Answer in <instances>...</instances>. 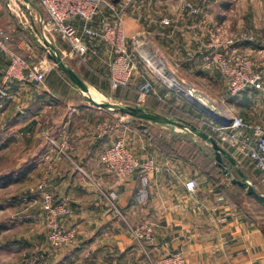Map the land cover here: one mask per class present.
Here are the masks:
<instances>
[{
    "label": "crops",
    "instance_id": "1",
    "mask_svg": "<svg viewBox=\"0 0 264 264\" xmlns=\"http://www.w3.org/2000/svg\"><path fill=\"white\" fill-rule=\"evenodd\" d=\"M172 2L176 5H172ZM180 2L138 0L125 21L126 31L132 35L149 28L155 37L165 38L168 44L166 52L173 59L182 61L188 68H196L206 51L205 42L208 39H201L202 33L200 35L199 31L203 23L191 18L186 11L178 12ZM162 9L166 12L160 15ZM163 17L171 20L169 26L161 24ZM10 48L18 55L32 60L36 58L30 43L23 39L13 40ZM91 61L93 67L102 71L105 77L107 71L103 58ZM7 66V53L0 48V87L7 94L1 114L7 115L12 107L16 111L25 110L21 112V119L11 124V129L16 132L33 130L34 136L40 131L48 142L47 148L33 163L31 173L36 177L33 189H36L39 197L42 190L49 192L54 204L66 203L72 214L63 219V226L76 230L73 244L53 247L47 240V229L40 210L35 218L42 227L37 223L38 230L28 241L41 243L40 259L43 264H155L158 259L178 252L183 253L185 264H264L262 215L251 208L228 203L225 191L229 188L223 189L221 170L205 148L198 146L199 150L194 151L207 160L206 169L200 170L198 166L191 165L188 157L166 155L148 148L139 131L130 140L131 144L126 141L134 150L144 149L156 164L155 172L148 175L149 200L145 205L138 206L133 200L139 183L137 174L128 177L108 174L103 172L100 162L105 148L127 136V126L131 122L109 111L82 104L77 88L55 68L47 72L42 83L26 84L16 79L4 81ZM205 73L212 74L211 71ZM144 79H149L156 90L164 91L162 84L154 80L141 65L127 87L131 88L133 95L130 100L135 105L138 104V87ZM212 79L213 85L223 89V97L226 94L224 80L220 75L212 76ZM104 80L91 76L90 84L98 88H103L104 83L109 86ZM143 106L161 112L153 97H148ZM227 106L232 115L264 125L263 93L247 90L229 98ZM53 119H57V133L50 136L43 127ZM49 139L57 144L65 139L67 155L54 161L50 169L49 161L44 160V154L50 149ZM30 148L35 149V145ZM224 148L240 165L246 162L245 158H238L234 148ZM190 178H194L198 184L193 193L184 188V182ZM232 187L242 190L237 185ZM110 192L117 194L114 206L108 201ZM139 223L150 225L154 233L151 242H138L132 237L128 226ZM13 242L14 247L19 243L18 240Z\"/></svg>",
    "mask_w": 264,
    "mask_h": 264
},
{
    "label": "built area",
    "instance_id": "2",
    "mask_svg": "<svg viewBox=\"0 0 264 264\" xmlns=\"http://www.w3.org/2000/svg\"><path fill=\"white\" fill-rule=\"evenodd\" d=\"M37 1L43 13L39 22L44 37L52 44L59 39L67 46V50L59 49L54 44L62 58L75 57L88 65L91 59L102 57L107 71L105 79L110 89L129 86L142 65L162 84L164 91L156 90L149 79H144L138 87L137 105H143L148 97H153L162 105L185 113L183 107L185 102H188L187 98L196 100L193 95H201L205 98V105L215 107L203 91L178 77V61L168 65L166 60L160 57L161 63H154V60L159 58L148 48L151 35L149 31L127 34L125 21L138 0ZM183 11L195 16L199 9L190 0H181L178 12ZM161 24L169 26L171 20L163 17ZM217 31L207 30L209 42L205 46L206 51L201 55V62L204 69L216 70L224 80L226 94L223 95L222 102L225 103L229 98L250 89L264 94V76L253 69L245 56L229 51V45L223 49ZM9 40L10 36L0 29V48L8 56V66L3 74L4 81L16 79L26 84L42 82L53 65L44 58L32 67L29 66L23 57L6 46ZM6 96V92L0 87V97ZM227 113L226 118L230 119L228 126L202 118L199 119V126H204L206 133L213 136L222 147L227 145L234 148V153L249 159L264 179V125L247 122L240 116L232 115L229 108ZM49 143L50 149L44 154V160L49 161L50 169L54 161L67 155L65 139L60 144L49 139ZM100 162L103 172L108 174L120 177L137 174L139 183L133 200L138 206L148 202V175L156 170L152 156L139 157L125 139L120 138L103 150ZM197 186L194 178L184 182L185 190L190 193L195 192ZM40 194V209L47 229L48 242L53 247L73 244L76 230L63 226V219L69 217L72 210L66 203L54 204L49 192L42 190ZM116 198L117 194L109 193L108 201L111 206H114ZM128 230L138 242H151L153 239V230L147 223L128 226ZM38 259L41 261L40 257ZM155 264H185V257L182 252H178L158 259Z\"/></svg>",
    "mask_w": 264,
    "mask_h": 264
},
{
    "label": "rangeland",
    "instance_id": "3",
    "mask_svg": "<svg viewBox=\"0 0 264 264\" xmlns=\"http://www.w3.org/2000/svg\"><path fill=\"white\" fill-rule=\"evenodd\" d=\"M190 1L199 9L197 15L190 17L195 18L197 22H201L204 25L201 31H199L200 35L202 33L201 39H208L209 42L207 30H218L217 32L220 42L222 43V48L224 49L229 45V51H234L236 54L245 56L251 62L253 69L264 76V68H261L264 67V0ZM30 2L36 4L35 0H30ZM30 2L28 3L25 0H0V29L7 32L11 36L12 41L22 39L25 41L29 40L36 57L44 59L46 58V54L36 47L42 46L36 38V32L41 28L39 12ZM171 4H174V6L176 5L175 2ZM36 5L38 6V4ZM159 12H161L160 15H162L166 10L162 9ZM145 31H149L151 34L148 48L153 51L154 55L159 59L160 57L165 59L168 65L170 62L178 61L180 63V69L177 73V75H179L178 77L184 80L185 83H190L203 91L225 118L227 116L226 114H228V106L227 102H222L221 94L224 91L218 85H213L211 83V80H213L212 76L219 77L220 74L216 70L205 71V69L201 68V61L197 64L198 67L196 66V68L186 67L182 64V61L173 59L172 56L166 52L168 44L165 38L160 39L155 37L149 28L145 29ZM208 42L205 43L207 44ZM54 44L59 49H63V45H65L59 39L56 40ZM65 49L67 50V46ZM254 54H256L255 57L253 56ZM63 59L74 71L82 75L81 79L87 83L90 88L94 89L95 96L97 95L96 91L103 95V100L101 102L130 105L125 102L127 99L132 98L131 88L112 90L106 83H104V87L107 88H98L90 84L91 76L105 82L103 72L93 67L92 61H89V64L85 65L79 59L73 57L67 56L63 57ZM48 61L53 65L50 60ZM53 68H55L54 65ZM144 70L153 76L148 69L144 68ZM208 71H211L212 74H210L212 76L205 73ZM154 80L156 79L154 78ZM76 90L81 96L82 104L88 105L89 103L84 95H82L78 89ZM5 99V97H0V144H4L7 141L10 142L6 148L0 150V178L6 180L10 184L0 189V222L5 223L8 228L11 229L0 232V264H43V261L38 259L41 256L40 254H42L41 243L39 244L35 241L32 243L28 241V239H33L32 235L36 234L38 230L37 223L42 227V224L35 218L38 217L41 209L40 197L36 189H33L36 177H34L31 172L33 171L34 165L33 163L26 165L21 164L22 158H27L28 156L27 154L25 155L24 152L32 145L37 146V140L35 139L33 130H18L16 132L11 129L10 123L20 117L22 115L21 112L25 110L16 111V109L12 107L7 115H2L1 112L5 106ZM184 105L183 109L186 110L184 113V120L190 122L200 130L207 132L204 126H199V119H206L200 112L201 109L191 102H185ZM186 113L189 114L187 115ZM117 116L131 122L130 117L125 115ZM139 124H146V127L143 130H139ZM127 127L129 129L126 135L131 139L127 136L124 139L130 144L133 136L141 132V137L146 141V146L148 148L159 151L157 149L158 145L162 144V146L167 147V149L173 150L174 155H181L182 157L191 159V165L195 167L198 166L200 170L206 169L207 160H204L201 153H194L195 150H199L198 146L205 148L204 150L208 152L210 158L214 159L211 146L202 139L190 134L187 130L169 125L161 126L151 124L141 120H137L134 123L131 122ZM148 134L150 136H148ZM129 146L132 147V145ZM226 146L227 145L224 147ZM134 151L139 157L149 155L145 154L146 152H144V149H137ZM238 158L241 159L240 156ZM245 159L246 162H243L244 164L242 163L243 166L239 164L240 169L247 175L248 181L256 187L258 193L264 196V179L261 173L257 171L249 159ZM229 168L231 177L238 178L235 170L231 167ZM220 173L222 175H220V182L222 187H224L223 189H225V187L229 188L225 191L228 203L240 208H251L256 214L262 215L263 218H261V220L264 222V206L258 203L253 197L246 195L244 190H241V192L239 189L233 188L230 179L223 175L221 171ZM215 186L216 188L218 187L217 181ZM31 189L33 191H31ZM37 191L39 192L40 189L38 188ZM32 220H34V222H32ZM17 240L19 243L14 247V242L11 243V241L16 242Z\"/></svg>",
    "mask_w": 264,
    "mask_h": 264
},
{
    "label": "water",
    "instance_id": "4",
    "mask_svg": "<svg viewBox=\"0 0 264 264\" xmlns=\"http://www.w3.org/2000/svg\"><path fill=\"white\" fill-rule=\"evenodd\" d=\"M26 2H30V0H25ZM39 12V17L43 18L42 10L35 4L30 2ZM36 38L41 43L45 53L46 58L50 60L54 67L62 72L67 79L80 91L82 95H84L85 99L89 103V106L96 107L98 109H102L109 112H115L121 115H125L130 117L133 120H141L145 122H149L151 124L162 125V126H174L179 129L187 130L190 134L202 139L206 143H208L213 150L214 161L221 169L223 175L230 179V183L233 185L239 186L242 190L246 192L247 195L252 196L258 203L264 206V196L258 193L256 187L248 181V177L246 174L242 172L239 167V163L232 156V154L227 151L224 147H222L216 139L209 135L208 133L200 130L198 127L194 126L190 122L186 120H175L169 118L165 115L152 112L143 105H125L118 104L112 102H96L92 98L88 96L89 94V86L85 83L81 77L69 66L66 64L62 56L59 54L57 48L49 42L43 35L42 29L40 28L36 32ZM188 102L195 104L197 107L201 109V113L208 119L215 121L218 124L223 126H228L230 123V119L224 118L223 115L219 112V110L215 107H210L205 104H201L198 101L187 98ZM143 126L140 125L139 129H142ZM233 168L238 175V178L231 177L230 168Z\"/></svg>",
    "mask_w": 264,
    "mask_h": 264
},
{
    "label": "trees",
    "instance_id": "5",
    "mask_svg": "<svg viewBox=\"0 0 264 264\" xmlns=\"http://www.w3.org/2000/svg\"><path fill=\"white\" fill-rule=\"evenodd\" d=\"M35 2H36V4H38V1L37 0H35ZM39 5V4H38ZM6 34H8L7 32H6ZM9 35V34H8ZM10 36V35H9ZM27 38V37H26ZM25 38V39H26ZM28 42H29V40H28ZM30 43V42H29ZM11 44H12V40H11V36H10V40L9 41H7L6 42V46L9 48V49H11L10 47H11ZM64 46V48H66V46L65 45H63ZM38 49H41V51L44 53V54H46L45 53V51H44V49H43V47L41 46H36ZM21 57H23L26 61H27V63H28V65L29 66H33V65H35V64H37V63H39V61L41 60L40 58H35V59H31L30 57H27V56H23L22 54H19ZM73 58H75V57H73ZM77 59V58H76ZM55 70H57L56 68H55ZM67 81H69L68 79H67V77L62 73V72H60L59 70H57ZM80 76V75H79ZM81 77V76H80ZM82 78V77H81ZM70 82V81H69ZM40 83H42V82H40ZM39 83V84H40ZM128 86H126V87H120V88H118V89H116V90H119V89H124V88H127ZM133 95V94H132ZM154 99V98H153ZM155 100V99H154ZM155 102H157V104L161 107V112H159V114H162V115H165V116H167V117H169V118H172V119H175V120H184L185 118H184V112H182V111H180V110H178V109H175V108H170V107H168V106H165V105H162L161 103H159L158 101H156L155 100ZM125 103H127V104H130L131 106H133V105H135V104H133L132 103V100H130V98L129 99H127L126 100V102ZM96 108V107H95ZM147 109H149L150 111H152V112H155L154 110H152V109H150V108H148V107H146ZM111 114H114L115 116H117V115H121V114H118V113H115V112H110ZM157 113V112H156ZM21 118L20 117H18L17 119H15V120H13L12 121V123H15V122H17V121H19ZM56 120L57 119H53V120H51L50 121V123H49V125H47V126H45V127H43V129H46L47 131H48V133L50 134V135H55L56 133H57V127H58V124L56 123ZM137 120H133V119H131V122H136ZM12 123H10V124H12ZM10 124H8V125H10ZM140 125H142L143 126V128L142 129H140V130H143L145 127H146V124H139V126ZM139 126H138V128H139ZM35 139L37 140V146H35V149H33V148H29L27 151H25L24 152V154L26 155H28L27 156V158H22V160H21V164L22 165H26V164H30V163H34L35 162V160L37 159V157L40 155V154H42L43 153V151L47 148V146H48V142L42 137V135L40 134V131L35 135ZM9 142L10 141H7V142H5L4 144L2 143V144H0V150L1 149H4V148H6L8 145H9ZM165 145H167V144H165ZM161 153H163V154H166V155H173L174 154V151L173 150H169V149H167V147H164V146H162V144H160V145H158V148H157ZM217 166V165H216ZM219 168V167H218ZM220 169V168H219ZM221 170V169H220ZM10 183L9 182H7L6 180H4V179H2V178H0V189L1 188H4V187H6V186H8ZM248 196H250V195H248ZM252 197V196H251ZM8 228V226L5 224V223H2V222H0V232L1 231H3V230H6Z\"/></svg>",
    "mask_w": 264,
    "mask_h": 264
},
{
    "label": "bare ground",
    "instance_id": "6",
    "mask_svg": "<svg viewBox=\"0 0 264 264\" xmlns=\"http://www.w3.org/2000/svg\"><path fill=\"white\" fill-rule=\"evenodd\" d=\"M153 57V56H152ZM153 60H154V58H153ZM154 63H161V60L160 59H156V60H154ZM97 92V91H96ZM95 93H94V89L93 88H90L89 87V94H88V96L90 97V98H92L94 101H96V102H101L102 100H103V95L101 94V93H96L97 95L95 96L94 95ZM193 97H195L196 98V100L199 102V103H201V104H205V98L204 97H202L201 95H193Z\"/></svg>",
    "mask_w": 264,
    "mask_h": 264
}]
</instances>
